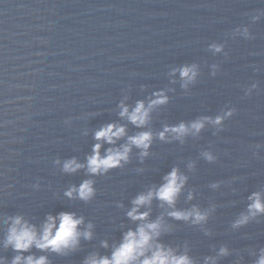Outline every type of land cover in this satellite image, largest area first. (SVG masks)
Segmentation results:
<instances>
[{
    "label": "water",
    "instance_id": "1",
    "mask_svg": "<svg viewBox=\"0 0 264 264\" xmlns=\"http://www.w3.org/2000/svg\"><path fill=\"white\" fill-rule=\"evenodd\" d=\"M257 10L264 0H0V239L6 216L39 226L47 214L71 211L93 222L91 241L64 257L34 248L24 255H48L51 264H81L93 251L109 255L122 232L135 227L125 216L130 201L177 167L187 180L176 208L197 206L208 218L194 226L166 217L173 228L160 240L187 250L196 264L205 257L255 264L264 215L240 228L232 224L249 195L264 197V16L253 22ZM245 26L251 39L241 34ZM193 64L198 75L182 88L172 70ZM155 91L168 102L151 112L146 129L119 117L121 101L147 104ZM228 112L220 125L205 121L199 133L154 138L143 163L133 148L128 164L104 176L62 171L67 159L86 163L98 142L94 132L107 123L125 125L127 135L155 136L164 126ZM99 143L103 155L111 146ZM85 179L96 188L91 201L65 197ZM162 211L153 200L151 217ZM221 246L229 255L218 256ZM0 255L10 260L15 253Z\"/></svg>",
    "mask_w": 264,
    "mask_h": 264
},
{
    "label": "clouds",
    "instance_id": "2",
    "mask_svg": "<svg viewBox=\"0 0 264 264\" xmlns=\"http://www.w3.org/2000/svg\"><path fill=\"white\" fill-rule=\"evenodd\" d=\"M261 16H264V10H257V13L251 17L252 21H258ZM237 31L241 30L237 29ZM241 34L245 39L252 38L246 26ZM210 47L218 52L222 46L212 44ZM177 72L182 80V88H186L188 84L194 82L198 75L194 64L182 65L173 69L171 74L175 75ZM252 87L255 88L256 85H252ZM246 94H250V90ZM167 102L168 97L163 91H155L148 98L147 104L143 100H137L134 107L130 108L121 101L118 104L120 109L118 115L135 128L146 129L151 112ZM231 114L228 112L215 119L203 117L187 125L180 122L175 126H164L163 130L156 133L155 136L151 130H141L133 135H127L125 125L107 123L94 132L93 139L98 142L92 145L91 154L86 157V163H79L75 158H70L63 162L62 171L72 174L79 169H86V174L89 176H104L111 170L123 168L128 164L133 148L138 150L139 162L143 163L150 154L149 150L154 138L166 142H170L169 136L171 139H181L189 132L199 133L205 121L220 125L223 119ZM125 137L126 141L117 146V141ZM99 141L111 146L105 149L103 155L100 153L102 145ZM203 156L209 162L214 160V157L208 152H204ZM56 163L59 164L60 161L57 160ZM137 171H142V169H137ZM186 180L187 177L177 167H172L162 177V183L138 193L130 201L131 206L125 213L126 218L135 227H129L122 232L119 242L111 245L109 255L93 251L83 257L81 264H196L187 250L179 251L160 240L162 235L170 233L173 228V225L166 221V217L168 220L190 223L194 226L207 221L208 212L200 210L197 206L189 209L176 208L177 198L185 186ZM212 187L215 188L217 185L213 184ZM64 195L69 199H78L88 203L96 195L94 181L85 179L78 186L71 185ZM188 199H192L191 193H189ZM153 200L158 202V207L164 209L155 218L151 217ZM248 201L247 210L234 220L233 228L243 227L251 220L264 215V197L260 192H253L248 196ZM116 206L122 208L123 204L118 202ZM3 225L0 250L10 249L15 255L10 260L0 255V264H51L48 255L36 256L34 254L24 255V253H28L34 248L41 253L67 256L80 249L82 240L91 241L95 228L91 220L86 223L84 216H78L71 211H61L56 215L47 214L39 226L19 214L6 216ZM121 228H123L122 224ZM100 247L108 249L109 244L106 240H101ZM227 255H229V250L221 246L218 256ZM204 264H216V257H205ZM255 264H264V248L259 250Z\"/></svg>",
    "mask_w": 264,
    "mask_h": 264
}]
</instances>
